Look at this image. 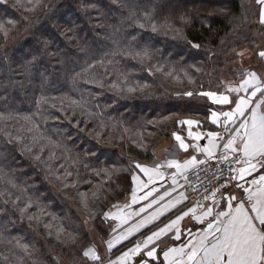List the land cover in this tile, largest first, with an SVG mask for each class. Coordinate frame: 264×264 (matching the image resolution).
<instances>
[{"label":"trees","instance_id":"16d2710c","mask_svg":"<svg viewBox=\"0 0 264 264\" xmlns=\"http://www.w3.org/2000/svg\"><path fill=\"white\" fill-rule=\"evenodd\" d=\"M26 7H32L27 0L0 4V22H16L6 25V39L0 32V97H7V103L0 100V113L13 114L0 121V175L6 174L0 180V232L20 237L32 255L0 243V264L6 255L23 257V264H82L92 232L102 238L110 233L107 208L131 192L130 161L149 159L160 140L180 129L181 120L208 124L207 97L184 93L218 91L239 49L264 50L261 5L256 0H41L34 11ZM145 48L149 56L135 55ZM93 78L96 83H86ZM41 96L48 102L37 108ZM24 116L38 126L32 132ZM5 133L21 139L9 143ZM8 177L15 188L6 183ZM29 201L32 207L22 214Z\"/></svg>","mask_w":264,"mask_h":264},{"label":"snow or ice","instance_id":"6c2138e0","mask_svg":"<svg viewBox=\"0 0 264 264\" xmlns=\"http://www.w3.org/2000/svg\"><path fill=\"white\" fill-rule=\"evenodd\" d=\"M19 3L20 0H17ZM7 0H0V4H6ZM41 3V0H27V4L32 5V7L25 8V11H34L35 7ZM256 3L261 5L259 11V23L264 26V0H256ZM23 6V5H22ZM90 7L95 8L96 5H90ZM223 11V10H221ZM130 15H135L131 13ZM27 19V17H25ZM144 19L149 21V26L152 31L155 32L158 30L155 23H151L152 17L149 12L144 13ZM183 19V17H181ZM139 27L144 28L145 24L139 20L134 21ZM16 22L13 20H8L6 22H0V32L3 33L5 39L8 36L7 26H15ZM163 27V26H161ZM45 47L48 45V41L43 42ZM191 43V42H190ZM195 48H199V44L192 45ZM135 55L147 57L149 56V50L147 48L143 49L140 52H137ZM237 55L243 56V53H237ZM260 58L264 59V50L258 53ZM36 56H33L32 60L35 61ZM32 61H29L31 63ZM84 68L83 72L87 73L89 68ZM162 70V69H158ZM171 75V73H168ZM81 73H76V76H80ZM241 81L238 85L233 86L231 84L226 85V89L229 93H236L238 99L235 101L230 100L228 95L217 94L213 91H202L199 93H193L191 91L185 92L186 96L199 95L202 97H207L213 104L228 105L235 103V108L232 111L217 113L215 111L211 112V122L216 124L219 121L220 116H223L225 131L231 133L227 142L224 144V148L228 151L234 153L239 158L236 160V163L242 164L241 167L237 169H232L236 172L239 179L243 180L245 176L251 175L253 172H257L258 169H264V79L259 77L255 71L245 70L240 73ZM75 80V77L73 78ZM95 79L86 81V83H96ZM103 86V85H101ZM113 88H116L117 85L113 84ZM134 89L129 88L128 91H133ZM244 92V96H239V93ZM259 94V96H258ZM0 100H4L7 103V97H0ZM48 98L41 96L40 99L36 101L37 108L40 107L42 103L46 104ZM72 104H79L78 101L73 100ZM55 107V105H52ZM237 117H240L238 126ZM13 118V114L8 112L7 115L0 113V121H7ZM25 121H28L33 125V127L28 128V132H32L34 128L38 127L32 121L31 116L22 117ZM181 125L188 126V137L193 140L201 139V134L199 132H193V126H198L199 121L186 119L179 121ZM231 124L234 127L231 129L228 125ZM9 137V143H12V140L15 139L19 141L21 137H11L10 133H5ZM173 136L176 141L179 142V147L187 151L189 145L185 144L184 139L177 133H173ZM207 136L209 138L210 147L202 149L206 152L209 157L212 155V150L217 147L215 140L216 138L223 139L220 133L217 132H208ZM35 140V137H33ZM195 147V145H193ZM39 159V156L36 157ZM224 160L228 159V156L225 154L223 157ZM196 163H204V161H197L196 157H192L190 160L184 162L181 165L175 159H169L165 161V164L169 168H175L177 171H182L187 169L189 166ZM162 165L157 163L153 168H148L147 166H142L139 163L135 165L136 168L140 169L145 175L148 176V182L152 183L154 176L163 175L159 171ZM2 172V170H0ZM6 174L0 175V180L5 179ZM233 180L237 179V176L232 177ZM133 182L139 187H146L139 177L136 175L132 176ZM8 185L15 188L17 185L11 177H8L6 180ZM176 183L175 178H173V184ZM252 185H258V187L253 191L250 188H245L242 184H237V187L242 188L245 193H247L246 201L238 200L235 196H230L227 200V211H221L216 214L214 217L215 223L212 221L208 222L207 230H205L199 237L194 238L195 242L189 241L188 244L181 248H170L163 253L164 260L168 264H264V175H259L258 179H253L250 182ZM219 189H217L218 191ZM4 193H0L3 195ZM168 192H165V195H168ZM151 195V192L148 193ZM215 196V192L212 194ZM8 196H11V193H8ZM184 198L183 194L181 197L177 198L175 203H179L180 199ZM140 199H147V196L140 197ZM163 199V197H160ZM208 199V197H205ZM20 200V197L17 196L15 200H12L11 203L16 206L17 201ZM133 203L137 201L136 189H133L132 193ZM233 201L236 203L233 204ZM9 200L4 201L5 204H8ZM155 203V201H153ZM171 206H174L170 202ZM32 207L31 201H29L25 208H21L20 211L23 214L27 208ZM115 207V206H114ZM151 207V205H149ZM166 208L168 205L165 206ZM143 211V209H141ZM43 212V209H41ZM196 208H190L188 212H184L183 215L178 216L171 223L165 225L159 231L153 232L151 236H148L147 239L143 242V245L137 243L135 247L130 248L127 252H124L118 261L111 262V264H127V261L131 260L134 256H140V261L138 264H149V261L144 259V256L151 258L153 261L157 259L156 248L153 247L148 249L143 255H141L142 247L147 249L148 245L153 243L154 240L160 239V237L166 234L168 231L173 228L176 229L175 238H180V229L179 222L183 219V216H187L189 213L193 214L194 219L197 221H203L205 216L212 214V209H208L202 213L201 216L195 215ZM106 216L113 215V218H116L117 214L106 213ZM157 214H153V219ZM31 219V217H29ZM223 218V219H222ZM5 227V231H6ZM64 231L63 227L59 228L57 232V239H60V233ZM131 229L129 233H131ZM51 235V232H49ZM68 238L72 241H75L76 237L72 232L68 233ZM126 237H117L116 242L120 239ZM0 243H6L12 245L13 249H20L24 256L31 257L32 251L30 245L23 243L20 237H5L3 232H0ZM108 248L113 247V241L109 240L107 242ZM187 249V250H186ZM11 251V249H10ZM83 255L90 258L94 261H99L100 257L97 255L94 247L87 248ZM4 264H23V257H15V259H10L9 256L3 257ZM32 264H38L37 261L33 260Z\"/></svg>","mask_w":264,"mask_h":264},{"label":"crops","instance_id":"0c3cea01","mask_svg":"<svg viewBox=\"0 0 264 264\" xmlns=\"http://www.w3.org/2000/svg\"><path fill=\"white\" fill-rule=\"evenodd\" d=\"M239 49L237 53H243V56L237 55V61L233 64L234 68L238 71H255L259 77L264 79V59L249 48ZM241 76L238 79H234L229 83L233 86H236L240 83ZM217 94L228 95L230 100L235 101L238 99L236 93H229L227 90L224 92H216ZM245 93H239V96H244ZM259 96V94H258ZM211 102V100H210ZM212 104V103H211ZM235 108V103L228 105L221 104H212L210 112L208 113V124L206 125L204 121L194 118H186L199 121L198 126H193V132H199L201 134V139L193 140L188 137V126L181 125L179 123L180 129L174 131L179 134L183 139L185 144L189 145L187 151L179 147V142L175 140L173 133L166 137L165 139L160 140L157 145L152 150V155L146 161L132 159L130 165L132 167L131 179L133 175L139 177L146 187L139 188L132 180V189L131 192L127 195L125 200H122L120 204L115 205L106 213L117 214L116 218H113V215H108L106 218L111 223V230L108 236L102 241L100 245L93 244L95 250L102 256V260L96 264H111V262L118 261L124 252H127L130 248L135 247L137 243L143 245V242L147 239L148 236H151L153 232L159 231L165 225L171 223L178 216L183 215L184 212H188L190 208H196L195 215L201 216L202 213L208 209H212V214L205 216L203 221H197L194 219L193 214L189 213L187 216H183V219L179 222L180 229V238L176 239V229L168 231L166 234L162 235L160 239L154 240L153 243L148 245V248L145 249L142 247L141 255H143L148 249L153 247L157 251V259L152 260L151 258L144 256V259L149 261V264H168L164 260L163 253L170 248H181L188 244L189 241L195 242L196 237H199L205 230H207V225L209 221L215 223L214 217L218 212L227 211V200L230 196L237 197L238 200H245L247 193L244 192L242 188L237 187V184L244 185L245 188H250L253 191L258 187V185H252L250 182L253 179H258L259 175H264V169H258L257 172H253L249 176H245L243 180H240L237 173V179H235L236 186L225 187L221 192H219L215 198L204 202L203 205L199 206L197 204H192L187 201L184 196V177L190 167L198 164H193L187 169L182 171H177L175 168H169L166 166L165 161L169 159H175L181 165L185 161L190 160L193 156L196 157L197 161H204L209 158L214 157L220 151H226L227 153L234 154L224 148V144L227 142V139L231 135L230 132L225 131L224 117L220 116L219 121L216 124L211 122L210 116L211 112L215 111L217 113L232 111ZM184 119V120H186ZM240 117H237V125L240 121ZM228 127L231 129L234 127L229 124ZM208 132H217L223 137V139L216 138L215 143L217 147L212 150L211 157L202 149L210 147L209 138L207 136ZM195 145V147L193 146ZM139 163L142 166H147L148 168H153L157 163L161 164L159 171L163 175L154 176L152 183L148 182V176L145 175L140 169L136 168L135 165ZM242 164H238V167H241ZM173 178H175L176 183L173 184ZM136 189L137 201L133 203L132 193L133 189ZM151 192V195L148 193ZM165 192H168V195H165ZM183 194L184 198L180 199L179 203H175L177 198L181 197ZM147 196V199H140V197ZM163 197V199H160ZM155 201V203L153 202ZM170 202L174 206L170 205ZM236 202L233 201V204ZM151 205V207H149ZM168 205L166 208L165 206ZM143 209V211H141ZM153 214H157L153 219ZM223 219V218H222ZM132 230L129 233V230ZM126 237L120 239L116 242L117 237ZM109 240L113 241V247L108 248L107 242ZM187 250V249H186ZM90 261V258L87 259ZM140 261V256H134L131 260L127 261V264H138Z\"/></svg>","mask_w":264,"mask_h":264},{"label":"built area","instance_id":"2783aa9c","mask_svg":"<svg viewBox=\"0 0 264 264\" xmlns=\"http://www.w3.org/2000/svg\"><path fill=\"white\" fill-rule=\"evenodd\" d=\"M225 154L228 156L227 160L223 159ZM238 158L235 154L220 151L214 157L204 160V163L190 167L183 180V192L187 201L201 206L215 198L225 187L236 186L235 180L232 179L236 172L232 169H237Z\"/></svg>","mask_w":264,"mask_h":264},{"label":"rangeland","instance_id":"374dc122","mask_svg":"<svg viewBox=\"0 0 264 264\" xmlns=\"http://www.w3.org/2000/svg\"><path fill=\"white\" fill-rule=\"evenodd\" d=\"M243 49H246V48H244L243 47ZM246 50H248V49H246ZM249 51V50H248ZM258 54V53H257ZM237 62H238V60H237ZM235 62H233V64H234ZM233 64H232V69H230V71L228 70V68H227V73H226V79L224 80V81H222L221 83L222 84H224V85H222L221 87H219V89H218V91L217 90H214L213 92H224V91H226L227 89H226V85H228L229 83H233L232 81L234 80V79H238L239 78V76H240V73H241V71H238V70H234L235 68H234V66H233ZM207 100H209L208 98H207ZM210 101V100H209ZM209 103H212V102H209ZM213 104V103H212ZM194 119H196V118H194ZM177 131V130H176ZM165 139V138H164ZM127 197V196H126ZM125 197V198H126ZM125 198L123 199V200H125ZM122 202V201H121ZM121 202H117V203H115V204H113V205H111V206H109V208H107V210H106V212L108 211V210H110L112 207H114L115 205H117V204H120ZM106 212H105V214H106ZM105 218H106V215H105ZM107 219V218H106ZM107 221L108 222H110L108 219H107ZM88 224H91V222H90V220L88 221ZM92 225H90V227H91ZM93 227V226H92ZM91 227V228H92ZM107 227H108V224H107ZM91 228H90V230H91ZM110 229H111V227H110ZM92 236H93V241L89 244V245H87L86 247H85V249L83 250V252L87 249V248H90V247H93V244H97V245H100V243L102 244L103 242V240L105 239V238H102V237H100L99 235H95V232H92ZM96 253H97V255L100 257V260L99 261H101L102 260V256H100V254L96 251ZM87 259H88V257H85L84 256V260L81 262H79V263H82V264H96V263H98L99 261H94V260H91L90 259V261H87Z\"/></svg>","mask_w":264,"mask_h":264}]
</instances>
